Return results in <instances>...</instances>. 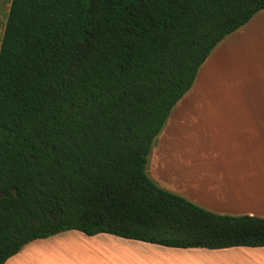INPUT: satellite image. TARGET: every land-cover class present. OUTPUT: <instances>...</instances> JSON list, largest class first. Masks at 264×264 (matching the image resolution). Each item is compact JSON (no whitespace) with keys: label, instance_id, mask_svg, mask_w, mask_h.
<instances>
[{"label":"trees","instance_id":"trees-1","mask_svg":"<svg viewBox=\"0 0 264 264\" xmlns=\"http://www.w3.org/2000/svg\"><path fill=\"white\" fill-rule=\"evenodd\" d=\"M264 0H11L0 41V264L75 229L172 247L264 246L145 165L213 47Z\"/></svg>","mask_w":264,"mask_h":264},{"label":"crops","instance_id":"crops-1","mask_svg":"<svg viewBox=\"0 0 264 264\" xmlns=\"http://www.w3.org/2000/svg\"><path fill=\"white\" fill-rule=\"evenodd\" d=\"M262 102L264 8L220 40L200 65L151 144L147 176L212 213L264 218ZM52 236L69 240L57 243L76 258L69 264H264V246L182 248L75 229ZM52 247H22L3 264H55L51 254L60 247Z\"/></svg>","mask_w":264,"mask_h":264},{"label":"rangeland","instance_id":"rangeland-1","mask_svg":"<svg viewBox=\"0 0 264 264\" xmlns=\"http://www.w3.org/2000/svg\"><path fill=\"white\" fill-rule=\"evenodd\" d=\"M9 0H7V2H1L0 1V41H1V37H2V27L4 24V21L6 20L7 17V8H8V3ZM264 102H262L261 105H263ZM61 236H59L58 238H56L55 236H50L48 238H43V239H39L37 241H32L30 243H27L26 245H24L23 247L25 248V250L27 249V251L31 248L34 247H40V250H44L45 248H53L52 246H56V247H60L57 252H55L54 254H51L52 256L55 255L54 257H57L54 261L55 264H69V261H73L76 262V258L74 257V255L72 253H68L67 248L65 246H61L63 245L62 243H66L69 240L68 239H64V238H60ZM59 239V240H58ZM61 242L60 244H57ZM37 254V253H36ZM35 254V255H36ZM39 255V254H37ZM44 254H40L39 256H43Z\"/></svg>","mask_w":264,"mask_h":264}]
</instances>
